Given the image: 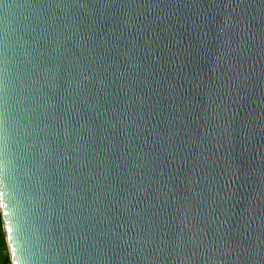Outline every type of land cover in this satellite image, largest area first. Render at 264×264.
Segmentation results:
<instances>
[{"label":"water","instance_id":"95a60500","mask_svg":"<svg viewBox=\"0 0 264 264\" xmlns=\"http://www.w3.org/2000/svg\"><path fill=\"white\" fill-rule=\"evenodd\" d=\"M12 264H264V0H0Z\"/></svg>","mask_w":264,"mask_h":264},{"label":"rangeland","instance_id":"374dc122","mask_svg":"<svg viewBox=\"0 0 264 264\" xmlns=\"http://www.w3.org/2000/svg\"><path fill=\"white\" fill-rule=\"evenodd\" d=\"M1 253L4 254V258H5L4 264H12L5 235L3 237H0V264H3V262H1L2 261Z\"/></svg>","mask_w":264,"mask_h":264},{"label":"trees","instance_id":"16d2710c","mask_svg":"<svg viewBox=\"0 0 264 264\" xmlns=\"http://www.w3.org/2000/svg\"><path fill=\"white\" fill-rule=\"evenodd\" d=\"M4 236V232H3V223H2V215H1V211H0V237Z\"/></svg>","mask_w":264,"mask_h":264},{"label":"crops","instance_id":"0c3cea01","mask_svg":"<svg viewBox=\"0 0 264 264\" xmlns=\"http://www.w3.org/2000/svg\"><path fill=\"white\" fill-rule=\"evenodd\" d=\"M3 253H4V252H3ZM1 257H2V258H1V260H2L1 262H3V264H4V261H5L4 254L1 253Z\"/></svg>","mask_w":264,"mask_h":264}]
</instances>
